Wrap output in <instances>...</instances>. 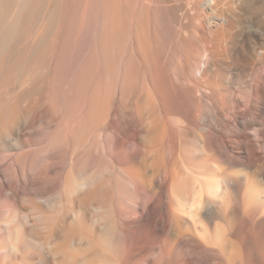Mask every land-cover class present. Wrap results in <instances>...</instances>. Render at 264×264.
<instances>
[{
  "label": "bare ground",
  "instance_id": "1",
  "mask_svg": "<svg viewBox=\"0 0 264 264\" xmlns=\"http://www.w3.org/2000/svg\"><path fill=\"white\" fill-rule=\"evenodd\" d=\"M0 264H264V0H0Z\"/></svg>",
  "mask_w": 264,
  "mask_h": 264
}]
</instances>
